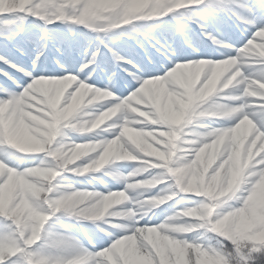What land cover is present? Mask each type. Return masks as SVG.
I'll use <instances>...</instances> for the list:
<instances>
[{
  "label": "clouds",
  "instance_id": "obj_1",
  "mask_svg": "<svg viewBox=\"0 0 264 264\" xmlns=\"http://www.w3.org/2000/svg\"><path fill=\"white\" fill-rule=\"evenodd\" d=\"M0 264H264V0H0Z\"/></svg>",
  "mask_w": 264,
  "mask_h": 264
}]
</instances>
